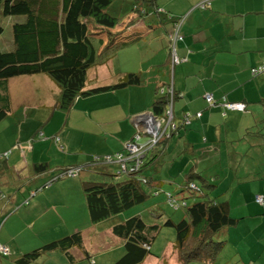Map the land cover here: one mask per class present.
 Segmentation results:
<instances>
[{"label":"crops","instance_id":"1","mask_svg":"<svg viewBox=\"0 0 264 264\" xmlns=\"http://www.w3.org/2000/svg\"><path fill=\"white\" fill-rule=\"evenodd\" d=\"M196 1L159 0L160 7L173 15H188L183 27L185 39L178 45L179 55L184 59L181 64L173 66L171 63L167 38V33L172 29L170 21L162 22L153 15L114 29L116 36L113 45L117 47L116 55L99 64L98 73L88 72L86 79L89 88L109 86L132 72L139 73L144 78L142 85L111 88L90 96L78 97L73 108L66 112L54 108L59 100V87L46 80L50 92L54 94L52 101H49L42 96V88L47 84L41 82L39 76H23L17 79L19 89L22 88L19 92L21 96L23 94L20 99L27 98L26 107L23 108L25 116L21 119L19 129L28 136L33 133L35 142L32 146L27 143L16 145L25 140L22 136L16 140V134L12 139L16 145L15 153L11 159L3 161L0 165V193H3V198H0V218L13 209L4 220L0 231V240L9 245L11 255H0V264H22L17 261L20 260L19 257L52 241L58 228L70 225L62 215L68 213L76 202V187L68 183L71 179L57 184L50 182L56 176L59 166L81 167L90 162L93 155L117 152L122 149L124 141L135 132L143 134L144 140L157 133L159 124L163 125L165 119L156 116V125H153L155 119L150 120L149 117H153L151 104L158 96L157 87L163 83L173 81L175 87L183 93V97L179 98V105H182L179 107L176 104L174 107L178 114L181 115L190 109L194 112L201 111L202 117L193 119L190 131L185 134L184 139L189 142L190 148H187V156L178 162L179 156H176V152L180 151L173 148L174 141H170L166 163L163 164V158L159 157L158 161L163 167L160 170L153 169L150 164L146 169L148 174L158 170L159 173L155 175H162L164 183L171 185V182L166 180L168 175H172L167 169L168 166L170 169L175 168L177 175H186L191 168L199 170L202 175H216L218 169H222L221 164L229 163V168L219 171L221 174L264 175V77L251 73V69L264 60V0H213L212 9L208 12L193 9ZM99 37L105 43L108 42L105 33L102 32ZM129 62H133L134 66ZM15 89L18 91V88ZM40 89L42 90L39 91ZM10 90L14 116L17 99L13 90ZM206 93H212L217 100L226 97L230 101L246 102L247 110L228 111L224 115L222 107H207ZM33 97L36 98V103L30 101ZM126 101L129 104L128 109L122 104ZM55 122V127L48 136L49 132L45 131L48 127L45 125L51 126ZM26 123L29 124L27 128ZM248 128L253 129L252 131L260 130V135L252 138L251 150L250 146L246 150L239 140ZM54 135H58L59 140H55ZM2 136L3 134L0 139ZM56 145L63 152L57 151ZM51 150L60 156H75L70 160L66 158V162H63L61 156L53 162ZM236 156H239V159ZM112 168L114 167L109 166L108 170ZM15 175H18L17 178ZM89 175L90 173L84 174ZM48 182L49 190H56H53L55 196L51 199L52 205H45L47 214L55 211L63 220L51 223L54 235L43 240L34 231L35 226L42 224L47 218L41 214L35 216L39 196L42 194L36 195L38 198L26 207H20L19 203L23 200L22 195L29 191L34 192ZM47 190L43 194H47ZM263 209L258 205L254 210L260 212ZM26 217L32 218L24 222ZM50 218L51 216L47 219ZM255 224L256 229L251 230L253 235L257 234L258 240H252V244L258 253L252 256V259L255 257L257 261L251 260V264H264V229L260 230L264 228V216L255 221ZM29 227L33 234L20 239L22 229ZM15 238L20 241H15ZM108 238L109 236L103 238L102 243L95 248L85 242L87 249L96 256L95 264L115 263L124 253L121 247L113 251L115 244ZM121 245L122 242L119 246ZM75 252H79L77 256L81 255V251L76 249ZM79 262L72 263L62 251L57 250L45 253L28 264Z\"/></svg>","mask_w":264,"mask_h":264},{"label":"trees","instance_id":"2","mask_svg":"<svg viewBox=\"0 0 264 264\" xmlns=\"http://www.w3.org/2000/svg\"><path fill=\"white\" fill-rule=\"evenodd\" d=\"M120 2H122L120 6L113 7L117 4L116 0H0V35L4 31L3 20L6 17H19L10 25L12 27L10 49L0 51V125L14 120L12 119L14 117L12 115L13 100L10 90V80L13 78L39 76L41 82L49 81L59 87L60 95L57 97L59 100L54 108L66 112L73 108L78 97L90 96L111 88L142 85L144 78L139 73L132 72L120 77L114 85L95 88H89L86 85L89 70L116 55L117 47L113 45L116 36L114 29L122 24L130 25L139 19L153 15L162 22L170 21L172 29L167 33V38L171 63L175 66L184 61L179 55L178 45L185 39L183 27L188 15H173L160 7L159 0H120ZM212 4L213 0H197L192 8L208 12L212 9ZM102 32L107 35V43L99 37ZM173 50H175L176 58L172 54ZM251 73L264 77V60L260 65L253 67ZM17 88L19 91L22 90L19 86ZM157 89L158 96L152 101L151 109L154 116L165 119L158 138L150 135L144 140L143 134L135 132L124 141L121 150L111 154L97 155L81 167L80 165L59 166L56 176L50 181L81 175L80 183L85 199L83 197L78 201L82 203V208L84 200L86 201L82 211L88 209L92 225L81 229L70 221L69 214L76 210V201L66 213L67 215H62L70 225L58 228L52 241L24 253L19 257L20 260L17 259L18 263L28 264L45 253L60 250L72 263L89 259L91 264H95V255L87 249L85 242L88 234L91 239L95 240L98 224L112 217H118L126 210L139 207L148 208L153 214L158 213L159 215L160 212L157 209L161 208L163 202H167L175 210L184 211L178 222L169 218L164 223V226H172L176 229L172 247L179 255L178 260L182 264H192L197 261L203 264H222L224 260L219 263L218 257L229 241H236V245H239L256 238L257 234L254 236L252 230L256 229L255 221L264 216V209L260 212L254 209L258 205L264 208V175L247 174L241 177L240 181L237 179L234 181L233 178L234 185L231 189L228 188L230 189L229 198L220 201L217 199L220 195L213 194L217 185L208 179L207 175H202L199 170L191 168L188 174L177 175V170L172 167L170 169L168 166L167 169L172 175H168L169 178L166 180L171 182V185L164 183L162 175H155L159 173L158 170H153L148 174L149 171L146 169L150 164L153 165V169L160 170L163 167L158 161L159 157L163 158V164L166 163L170 141H174L173 148H178L180 151L176 152V156H179V159H176L180 160L187 156L189 142L184 139L185 134L190 131L192 120L202 117L201 111L194 112L190 109L183 110L181 115L178 114L174 107L181 103L179 98L183 97V93L175 87L173 81L163 83ZM208 95H212V99H208ZM42 96L44 97L43 91ZM205 100L208 108L222 107L224 115L228 111L244 112L247 110L246 102L230 101L226 97L217 100L212 93H206ZM122 104L124 108H129L127 101ZM234 104H239L241 108H234ZM24 105L22 104L23 107ZM170 116L172 120L168 123ZM28 123L25 124L26 128ZM19 124L20 121L16 128L18 130L16 140L19 136L25 140L16 145L27 143L32 146L35 142V138L32 137L34 134L31 133V136H28L25 132H21ZM55 124L56 122L51 126L45 125L46 128L48 127L45 129L49 132L48 136L51 135L50 131ZM2 128L0 127V135L3 134ZM6 128L11 129L10 131H17L10 125H6ZM252 130L251 128L245 130L239 139L246 150L252 146V138L257 134L260 135V130ZM3 136L0 139L2 143L0 145V165L3 161L11 159L16 151L15 146L10 147L9 140L5 139L4 134ZM53 137L59 140L58 135ZM130 145H136L140 155H130L128 149ZM251 149L252 147L249 150ZM118 155L127 158L128 161L123 163L127 166L126 171L123 170L122 163L116 161ZM137 162H139L138 166ZM109 166L114 168L108 170ZM86 173L90 175L84 176ZM196 178L202 180L201 186L196 182ZM50 182L30 194L38 195L50 186ZM2 196L3 193H0V198ZM234 197H243V199L235 201ZM259 198L262 200L260 201ZM155 199L158 200L154 201ZM28 202L31 203L30 199L23 196L19 205ZM239 207L242 208V212H239ZM12 211L13 209L0 218V231L4 220ZM140 212L138 210L135 214L119 222L116 221L112 225V232L108 238L115 244L112 250L115 251L116 248L121 247L124 252L113 264H145L151 257L159 259L163 257L158 254L157 250H153L154 240L162 225L147 223ZM48 214L51 216L52 224L63 220L61 215L55 211ZM29 234H32V231L27 235ZM14 240L20 241L18 238ZM121 242L122 245L119 246ZM0 246L6 248V251L0 250V255L5 257L11 255L8 244L0 240ZM76 249L81 251L80 256L76 255L79 254L75 252ZM236 260L246 264L237 252L232 259L228 258L227 261L236 264Z\"/></svg>","mask_w":264,"mask_h":264},{"label":"rangeland","instance_id":"3","mask_svg":"<svg viewBox=\"0 0 264 264\" xmlns=\"http://www.w3.org/2000/svg\"><path fill=\"white\" fill-rule=\"evenodd\" d=\"M116 2H117V4H114L113 7H117V6H120V4H122V2H120V0H116ZM18 19H19V17L8 16L3 20V30L4 31L0 35V51H7L10 49V44L12 42V27H10V25L12 24V21L14 23ZM129 64L134 66L133 62H129ZM99 69L100 68L98 66H95V67L91 68V70H89V74L98 73ZM17 79H20V78L17 77V78H13L10 80V88L13 90L12 92L17 99V101H15V103L17 104L16 105L17 109L15 111L14 117L12 118L14 120L13 121L9 120L8 122H5L6 124L0 125V127H3L2 128L3 134L6 136L5 139L9 140V142H10L9 146H12L15 144V143H13V140H10V139L15 138V136H16V132L18 131L16 129L17 125H18L19 121L21 122V119L25 116L23 108L26 105H24V103H27V98L23 97L22 99H20L23 96V94L21 96V93L19 92V90L17 91L15 89V88H17V86H20V84L18 83L19 80H17ZM45 86H43L44 97L46 99H49V101H52L51 97H53L54 94L50 93V90L47 87L48 85L46 87ZM19 93H20V95H19ZM30 101L32 103H36V98L33 97L32 100H30ZM22 104L24 105V107L22 106ZM6 125H10L12 128H15L17 131H15V132L10 131L11 129H7ZM1 144L2 143H0V145ZM14 146H16V145H14ZM56 149H57V151L63 152V150H61L57 145H56ZM51 153H52L51 156H52L53 162L55 160L61 158V156H63V158H62V160H64L63 162H66L65 161L66 158H69V160H70L72 158V156H75V155H61L60 156L54 150H51ZM95 156H97V155H93L92 159ZM236 157H237V159H239V156H236ZM179 161H181V159L178 160V162ZM228 162H229V160H228ZM52 166H54V163H52ZM221 167H222V169H218L217 172L215 171V169L213 170L214 172H216V175H207V177H208V179H210L213 183H215L217 185V187L213 190V194L215 196L220 195L217 199L220 201H225V200H227V198H229V190L234 185L233 178H236L238 181H240L241 180L240 178L241 177L243 178L246 175H226L225 173L221 174L219 171L229 168L230 164L229 163L228 164H221ZM80 178H81V175L76 176V177L61 179L59 181L55 180L54 184H57L58 182H61V181L66 180V179H71L68 183L71 186L76 187V193L74 196L77 195V200H76L77 204H76V210L69 214V219L71 222H74L75 225H77V228L82 229V227H83L84 229H86L87 227L92 225V220L90 218V214L88 212V209L85 211H82L84 209L86 201L84 200V202H83V208H82V203L80 204V202L78 201V200H81V198H83V197L85 199L84 191L81 188ZM196 182H198L199 186H201L203 184L202 180L199 178H196ZM229 187H230V189H228ZM47 189H45L48 191L47 194L46 193L43 194V192L45 190L43 192L41 191L42 193L40 192L42 194V195H40V196H42V198L39 196L40 200L37 203V213L35 214V216L41 214V215H46L47 218L50 217V214H47L48 211L45 208V205L47 207H50L52 205L51 199H53V197L55 196V193L53 192V190L55 188L49 190V186H48ZM22 196H24V197L26 196L27 198H29L32 203L34 202V200H36L38 198V197L36 198V195H34V196L31 195L30 192H28ZM71 196H73V195H71ZM234 198H235V201H239V199H243V197H240V198L234 197ZM156 200H158V199H155L154 201H156ZM28 205H29V202L27 204L24 203L20 207H26ZM149 205H151V204L149 203ZM53 207H54V205H53ZM138 210L141 211L140 213L143 216L142 218L147 223H149V224L157 223L159 225H162L158 236L154 240V243H153L154 249L153 250L154 251L157 250L158 254L160 256H163V257L160 259L152 257L147 261V264H182L180 262V260H178L179 255L177 253H175V251L172 247V242L174 241V239L176 237V229L172 226H164V223L169 218L173 219V221H175V222H178V220L182 217L184 211H182V209H180V210L173 209L167 202H163L161 208L157 209V211L160 212L159 215H158V213L153 214L148 208L139 207V208H135V209L126 210L125 212H123L118 217L115 216V217H112L108 220H104L103 222L98 224L97 235H95V237H94L95 240H93V239L91 240L90 234H88L86 241L88 242V244L90 246L95 248L96 245L98 246L102 243L103 238H106L112 232V229L109 228L110 225L114 224L116 221L119 222L121 219H125V218L135 214L136 212H138ZM240 211L242 212V208L239 207V212ZM31 218L32 217H26L24 219V222H25V220L27 221V220H30ZM47 218L43 220L42 224H37L35 226V229H34L35 232H37L36 235H38L40 239L43 238V240H45L46 238L47 239L52 238V236L54 235V232L51 229L52 221H51V219H47ZM263 229L264 228H261L260 230H263ZM22 230H23V233H22V237H20V238H26V235L30 231H32V234H33V230H31L30 227L29 228H23ZM255 237L254 238L256 240H258L257 236H255ZM252 243H254V241H252L250 239L247 242H243L239 245H236V241H231V242L229 241V243L226 244L225 248L221 250V252L219 254L220 256L218 257V260H219L218 262L221 263V261L224 260L222 262V264L223 263L224 264H233V262L227 261V260H228V258L232 259L233 255H235L236 252L243 258L242 260L244 263L251 264V260L253 262H256L257 260L255 259V257H253V259H252V256L256 255L258 252L257 253L255 252V249H254V246ZM260 251L261 250L259 249V252ZM94 258H96V256ZM238 260H236L235 263L236 264H242L240 262H237ZM86 263L90 264L89 259H84V260H81L79 262V264H86ZM194 264H203V263L197 261Z\"/></svg>","mask_w":264,"mask_h":264},{"label":"built area","instance_id":"4","mask_svg":"<svg viewBox=\"0 0 264 264\" xmlns=\"http://www.w3.org/2000/svg\"><path fill=\"white\" fill-rule=\"evenodd\" d=\"M172 54H173L174 58H176L175 50L172 51ZM176 61H177V59H176ZM207 98H208V99H212V95H208ZM233 107H234V108H241L239 104H234ZM170 115H171V112H170ZM171 120H172V116H170V119L168 120V123H170ZM128 149L130 150V155H137V156L140 155V152H139L138 147H137L136 145H130V146L128 147ZM107 157L109 158L110 156H107ZM108 158H107V159H108ZM116 158H117L116 161L122 163V165H123V170L126 171V170H127V169H126L127 166H126L125 164H123V163L127 160V158H125L123 155H118ZM127 161H128V160H127ZM138 165H139V162H137V166H138ZM132 169H133V168H132ZM70 174H72V173H70ZM259 200L261 201L262 198H259ZM0 250H1V251H6V248H5L4 246H0Z\"/></svg>","mask_w":264,"mask_h":264},{"label":"clouds","instance_id":"5","mask_svg":"<svg viewBox=\"0 0 264 264\" xmlns=\"http://www.w3.org/2000/svg\"><path fill=\"white\" fill-rule=\"evenodd\" d=\"M161 126H162V125L159 124V129H157V133H154V134H151V135L154 136L155 138H158V135L161 134V133H160V132H161V130H160ZM70 175H71V174H70Z\"/></svg>","mask_w":264,"mask_h":264},{"label":"bare ground","instance_id":"6","mask_svg":"<svg viewBox=\"0 0 264 264\" xmlns=\"http://www.w3.org/2000/svg\"><path fill=\"white\" fill-rule=\"evenodd\" d=\"M152 116L153 117H149V119L150 120L155 119V122H153V125H156L157 118H156V116H154V114H152Z\"/></svg>","mask_w":264,"mask_h":264}]
</instances>
